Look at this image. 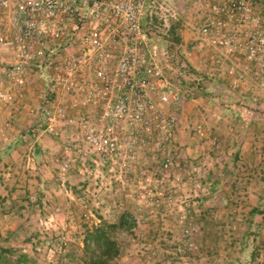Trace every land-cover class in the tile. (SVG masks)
<instances>
[{"label":"rangeland","instance_id":"obj_1","mask_svg":"<svg viewBox=\"0 0 264 264\" xmlns=\"http://www.w3.org/2000/svg\"><path fill=\"white\" fill-rule=\"evenodd\" d=\"M207 18L208 0H150L142 19L161 36L162 69L169 60L164 35L173 26L181 38L176 62L183 57L199 74L166 68L175 88H192L176 110L175 165L168 169L159 166L161 155L148 154L147 166H131L121 180L119 167L74 163L62 171L69 156L42 112L44 100L50 109L58 102L50 83L55 64L27 65L28 89L10 116L14 123L7 116L0 122L7 135L0 138V191L13 186L4 181L12 173L17 209L30 214L31 234L0 239L7 251L0 264H18L22 256L21 264H87L88 231L121 222L126 229L115 232L121 250L111 264H264V90L251 68L234 87L227 69L242 72L240 61L212 63L221 52L200 38ZM10 145L15 150L8 154Z\"/></svg>","mask_w":264,"mask_h":264},{"label":"built area","instance_id":"obj_2","mask_svg":"<svg viewBox=\"0 0 264 264\" xmlns=\"http://www.w3.org/2000/svg\"><path fill=\"white\" fill-rule=\"evenodd\" d=\"M148 1L0 0V122L21 107L27 65L53 63L58 102L50 109L44 100L42 112L69 156L62 171L74 163L119 167L121 180L131 166H147L148 154L161 155L164 169L174 166L176 110L190 92L175 88L159 65L160 47L148 41L142 20ZM262 8L255 0H208L200 38L220 50L215 66L228 59L245 64L242 72L227 69L235 88L251 68L264 90ZM0 137L7 138L2 127Z\"/></svg>","mask_w":264,"mask_h":264},{"label":"trees","instance_id":"obj_3","mask_svg":"<svg viewBox=\"0 0 264 264\" xmlns=\"http://www.w3.org/2000/svg\"><path fill=\"white\" fill-rule=\"evenodd\" d=\"M145 27H148L149 29V30L147 29L148 41L151 42L150 40H153V42L151 43H157L158 45L162 46L160 40L158 39L161 36H158V38H156L157 34H155V32H153L152 30V27L149 26V20ZM176 35H177V31L175 27L173 26L170 27V29L167 30V33L164 35L165 36L164 39L166 43H168V45L164 49L165 51L164 57L169 59L166 62V66L164 63V67H163L166 77L170 81H172V79H170L167 74H169L168 71L172 73L171 71L173 70L176 73H178V75L184 74L187 76V74L189 75L192 74V75L198 76L199 74H197L195 70L191 68V66L189 67L187 64L183 62V57L178 59L177 62L179 63L176 62V59L178 56V51L176 50L178 47L177 43H180L179 41L181 40L179 36L175 37ZM170 36H172L173 38ZM162 55L163 53L161 52L159 59L162 57ZM167 66L170 67L171 71L168 69H167L168 71H166ZM201 78H204V77H201ZM187 90L188 92H191L192 88L191 87L187 88ZM125 227H126L125 223L121 222L120 224H111V225L104 224L100 227H95L93 230H89L87 233L86 239H85V250L88 256V260L86 261V263L87 264H111V262L119 255L120 250H121L119 241L115 235V232L119 228L126 229ZM2 252H7V251L4 248L0 247V253ZM253 255L255 256L254 252H253ZM25 259L26 257L22 256V258L19 259L20 261L18 264L27 262V260Z\"/></svg>","mask_w":264,"mask_h":264},{"label":"crops","instance_id":"obj_4","mask_svg":"<svg viewBox=\"0 0 264 264\" xmlns=\"http://www.w3.org/2000/svg\"><path fill=\"white\" fill-rule=\"evenodd\" d=\"M17 109H19V107H16L15 110L13 109L10 111L9 110L5 111L3 114V118H4V116L5 117L7 116L8 117L7 119H10V122L14 123V120H11L10 116L13 113L17 112L16 111ZM20 113H22V112L20 111ZM61 147H62V145H61ZM51 148H53V147H51ZM14 150L15 149L11 145L9 148H6V151L8 152V154L13 153ZM44 151H45V153H47L48 150H44ZM7 169L11 170L12 168H11V166H9ZM4 175H5V177H7L6 179H4V181H7L5 185H13V186L10 187L9 190H7L6 194H2V192L0 191V239H6V238L12 239V238H17V236H19L20 234L21 235L31 234V232L28 231V224H27L28 220H30V214L26 213L24 209H21V210L17 209V203L19 201H21V200H18V198H16V196H15L16 195L15 187H16L17 183H15V184H14V182L12 183V179L10 177L12 175V173L8 172ZM0 186H2L1 180H0ZM13 189H14L15 193H14ZM21 207L22 206H20V208ZM47 217H45L44 219H47ZM41 222H43V220H41ZM42 232L44 234L49 233L48 230H46V231L44 230ZM31 240H32L31 237L27 238V242L25 243V247L27 244L31 243ZM42 244H48V243L43 242ZM20 246L22 247L23 245H20Z\"/></svg>","mask_w":264,"mask_h":264}]
</instances>
